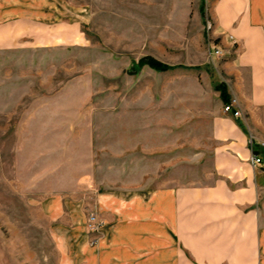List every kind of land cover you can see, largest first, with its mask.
<instances>
[{"label": "rangeland", "instance_id": "374dc122", "mask_svg": "<svg viewBox=\"0 0 264 264\" xmlns=\"http://www.w3.org/2000/svg\"><path fill=\"white\" fill-rule=\"evenodd\" d=\"M21 1L38 23L0 42V264H62L73 242L55 228L71 218L47 200L73 203L87 161L95 195L212 181L218 72L156 0ZM144 56L180 67L138 68Z\"/></svg>", "mask_w": 264, "mask_h": 264}, {"label": "crops", "instance_id": "0c3cea01", "mask_svg": "<svg viewBox=\"0 0 264 264\" xmlns=\"http://www.w3.org/2000/svg\"><path fill=\"white\" fill-rule=\"evenodd\" d=\"M156 1L171 15L166 29L184 31L202 54L212 53L203 44L207 37L221 49L219 56L210 57L218 72L214 86L224 83L230 99L223 102L214 89L220 103L211 112L209 127L213 179L203 185L95 195L87 189L92 180L87 161L69 180L75 187L73 203L67 194L47 200L49 213H68L71 218L56 224L55 229L68 232L73 242L65 246L60 260L62 264H264V0ZM34 7L21 0H0V42L20 34L34 38L38 23ZM227 103L240 116L224 112ZM253 156L260 161L252 164ZM93 194V213L101 220L98 233L87 231L85 225V198Z\"/></svg>", "mask_w": 264, "mask_h": 264}, {"label": "built area", "instance_id": "2783aa9c", "mask_svg": "<svg viewBox=\"0 0 264 264\" xmlns=\"http://www.w3.org/2000/svg\"><path fill=\"white\" fill-rule=\"evenodd\" d=\"M210 27H211V24H210V22L207 21L206 29H209ZM229 37H230V39L233 40L232 36H229ZM210 47L212 48V54L214 56H219L221 54V49L217 44L213 43ZM223 111L231 113L234 117L240 116V111L238 109H234L232 107V103L225 104L223 106ZM250 161L252 164H256L260 160L258 157L253 156V157H251ZM99 220L100 219H98L94 213H90L87 217L88 231L98 233L99 229L101 227V221H99Z\"/></svg>", "mask_w": 264, "mask_h": 264}, {"label": "trees", "instance_id": "16d2710c", "mask_svg": "<svg viewBox=\"0 0 264 264\" xmlns=\"http://www.w3.org/2000/svg\"><path fill=\"white\" fill-rule=\"evenodd\" d=\"M148 66L151 69H154L156 71H167L176 68L177 66L180 67L179 65H169L164 62H161L160 60H157L156 58L152 56H144L141 57L137 62L136 66L138 68L142 66ZM214 89L219 92L220 98L223 102H228L230 97L227 92L226 86L224 83H218L214 86Z\"/></svg>", "mask_w": 264, "mask_h": 264}]
</instances>
